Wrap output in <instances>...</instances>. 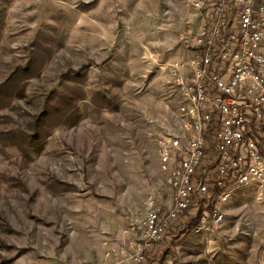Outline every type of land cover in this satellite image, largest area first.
<instances>
[{"label": "rangeland", "instance_id": "obj_1", "mask_svg": "<svg viewBox=\"0 0 264 264\" xmlns=\"http://www.w3.org/2000/svg\"><path fill=\"white\" fill-rule=\"evenodd\" d=\"M189 1L0 0V264H136L148 196L172 205L157 140L186 133L167 91L202 27ZM220 209L145 264H264V187Z\"/></svg>", "mask_w": 264, "mask_h": 264}, {"label": "built area", "instance_id": "obj_2", "mask_svg": "<svg viewBox=\"0 0 264 264\" xmlns=\"http://www.w3.org/2000/svg\"><path fill=\"white\" fill-rule=\"evenodd\" d=\"M189 2L202 27L191 57L171 68L181 77L167 91L179 96L177 119L186 133L157 140L172 205L164 209L148 196L139 226L144 243L131 255L136 264L146 263L147 251L164 243L180 219L187 226L205 207L195 234L216 230L233 189L264 187V0Z\"/></svg>", "mask_w": 264, "mask_h": 264}, {"label": "trees", "instance_id": "obj_3", "mask_svg": "<svg viewBox=\"0 0 264 264\" xmlns=\"http://www.w3.org/2000/svg\"><path fill=\"white\" fill-rule=\"evenodd\" d=\"M204 208L205 207L202 208V210L198 214V217L194 221H192V223L189 224V227L186 229V234H188V236L195 233V231L199 225L200 218L204 214V211H205ZM214 208H215V204H211V207L208 208V211L212 212L214 210Z\"/></svg>", "mask_w": 264, "mask_h": 264}]
</instances>
